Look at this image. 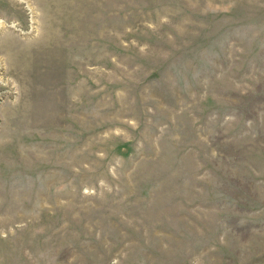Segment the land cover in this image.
<instances>
[{
	"label": "rangeland",
	"instance_id": "1",
	"mask_svg": "<svg viewBox=\"0 0 264 264\" xmlns=\"http://www.w3.org/2000/svg\"><path fill=\"white\" fill-rule=\"evenodd\" d=\"M0 264H264V0H0Z\"/></svg>",
	"mask_w": 264,
	"mask_h": 264
}]
</instances>
